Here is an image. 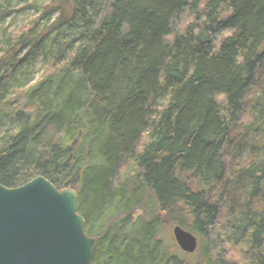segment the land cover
<instances>
[{"label": "trees", "instance_id": "obj_1", "mask_svg": "<svg viewBox=\"0 0 264 264\" xmlns=\"http://www.w3.org/2000/svg\"><path fill=\"white\" fill-rule=\"evenodd\" d=\"M94 0H0V45L26 41L27 57L56 70L58 83L25 88L34 127L0 72V183L34 186L0 201V264H79L64 233L72 210L116 216L121 253L110 264H264L257 200L233 169L239 155L264 164V125L143 92L135 81L203 93L264 110V24L238 0H109L75 38L59 30ZM208 79L196 82L193 65ZM61 77V78H60ZM132 79V80H131ZM79 106L93 116L69 114ZM177 125L169 141L131 121ZM100 145L122 160L101 187L92 161L67 175L64 155Z\"/></svg>", "mask_w": 264, "mask_h": 264}, {"label": "rangeland", "instance_id": "obj_2", "mask_svg": "<svg viewBox=\"0 0 264 264\" xmlns=\"http://www.w3.org/2000/svg\"><path fill=\"white\" fill-rule=\"evenodd\" d=\"M129 1L151 13L150 7L144 0ZM238 1L240 2L238 13L264 24V0ZM108 2L109 0H94L81 17L58 32L63 31L66 40L75 38L96 22ZM261 33V39L264 42V31ZM26 41L29 40L0 45V58H4L10 66L8 72L0 70L6 79L15 86L18 104L24 110L25 115L29 117L34 127H38L43 119L42 114L40 111L29 114L25 88L38 82L52 88L58 83L59 76L56 75L58 74L56 70L35 61L34 58L27 57L26 51L23 49L27 47ZM192 68L196 82L202 86L208 79L207 68L200 63L193 65ZM135 83L136 88L143 92L164 96L179 103L197 100L199 105H209L221 116L264 125V110L259 108H237L233 104L216 101L203 93L195 97L189 96L181 89L169 85L160 86L156 83L140 81H135ZM69 114L83 119H91V114L79 106L70 108ZM131 121L146 126L164 140L174 141L184 137L177 125L172 123L159 125L137 121L136 118ZM89 161L93 162L101 187L105 186L104 180L107 174L119 177L124 169L122 160L98 145L91 154L78 147L68 151L64 155L63 170L67 175L80 174ZM233 169L240 190L253 195L257 200L261 210V220L264 223V164L253 156L239 155L233 162ZM33 186V179L23 184L4 185L0 183V201L12 194L27 192ZM63 230L74 245L73 255L79 264H110L114 256L121 253L122 245L118 238L116 216L107 210H94L88 214L86 205H78L72 210Z\"/></svg>", "mask_w": 264, "mask_h": 264}, {"label": "water", "instance_id": "obj_3", "mask_svg": "<svg viewBox=\"0 0 264 264\" xmlns=\"http://www.w3.org/2000/svg\"><path fill=\"white\" fill-rule=\"evenodd\" d=\"M9 68H10V66H9L8 62L5 59L0 58V69L8 72Z\"/></svg>", "mask_w": 264, "mask_h": 264}]
</instances>
